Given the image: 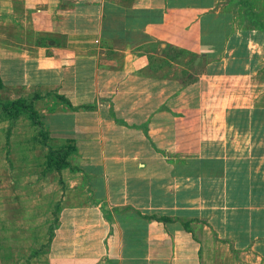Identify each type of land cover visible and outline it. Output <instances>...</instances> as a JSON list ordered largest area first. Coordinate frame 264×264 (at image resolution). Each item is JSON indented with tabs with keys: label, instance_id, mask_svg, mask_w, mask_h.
Here are the masks:
<instances>
[{
	"label": "crops",
	"instance_id": "obj_1",
	"mask_svg": "<svg viewBox=\"0 0 264 264\" xmlns=\"http://www.w3.org/2000/svg\"><path fill=\"white\" fill-rule=\"evenodd\" d=\"M226 1L3 0L21 30L3 46V88L33 98L67 151L14 249L35 251L29 264L264 258V37L219 32L217 56L186 74Z\"/></svg>",
	"mask_w": 264,
	"mask_h": 264
},
{
	"label": "rangeland",
	"instance_id": "obj_2",
	"mask_svg": "<svg viewBox=\"0 0 264 264\" xmlns=\"http://www.w3.org/2000/svg\"><path fill=\"white\" fill-rule=\"evenodd\" d=\"M227 1L231 3L227 5L222 14L228 21L226 24V28H229L228 32L225 31V27L216 32L215 27L211 28L209 23H204V29H206L204 33L207 39L202 40L203 37L200 39L201 43L198 45L201 50L198 51L194 49L197 47L196 38H190L195 44H190L191 47L188 45L191 50L188 51L186 59L188 82L196 78L210 57L217 56L215 54L208 57V54H214L215 50L218 51L222 41L217 37L219 32L224 37L229 36L231 30H236L240 36L264 37V28L258 29L259 23L264 24V0H254L255 3L245 0L249 6H245V3L238 4L237 0L236 2ZM253 4L259 7L261 12H258L259 8L258 11H254L256 7H253ZM252 12L257 15L254 21L251 20V17L254 18ZM12 19L13 16L4 12L3 0H0V60L4 54L3 46H12L8 37H17L18 32H21L17 27L8 28ZM257 21L259 23H256ZM239 26H244L245 31L240 32ZM32 54L33 51H30L26 56L29 57ZM263 79L264 71L261 82ZM0 86V264H29L35 251L14 249H19V245L22 247L29 245V242L23 241L22 236L25 233L24 225L34 223L33 220H29L32 218L28 217L33 211L35 195L50 191L51 182L56 183L60 180L62 184L64 179L62 168L66 165L60 164L56 159V152L59 150L52 147V143L43 132L34 99H24L26 106L17 112L11 105L13 100L9 98L10 93L3 88L1 76ZM4 106L12 108V111L6 110ZM217 111L218 109L216 113ZM253 254L252 258L250 257L252 264H264V258L261 260L258 258L259 253L254 252Z\"/></svg>",
	"mask_w": 264,
	"mask_h": 264
},
{
	"label": "trees",
	"instance_id": "obj_3",
	"mask_svg": "<svg viewBox=\"0 0 264 264\" xmlns=\"http://www.w3.org/2000/svg\"><path fill=\"white\" fill-rule=\"evenodd\" d=\"M234 2H236L235 0H233ZM231 3V2H230ZM236 3H238V4H240V3H245V6L246 5H248L249 6V3L248 2H246L245 0H237V2ZM253 13V17L254 18H252L251 17V20L252 21H254V20H256V14L254 13V12H252ZM222 16L224 17V15L222 14ZM222 18V17H221ZM223 19V18H222ZM226 20V19H225ZM226 23H228V22H226ZM256 23H259L258 21L256 22ZM258 29H262V28H264V24H262V23H259V25H258ZM228 29L229 28H226V26H225V31H227L228 32ZM2 85V84H1ZM1 87V86H0ZM25 101L26 100H24V99H16V100H13V101H11V105H13L14 106V109L18 112V111H20V110H22L26 105V103H25ZM4 108L6 109V110H8V111H12V108H10V107H5L4 106ZM56 149H58L59 151H57L56 152V159H57V161L60 163V164H62V163H64V164H66L67 163V151H65V152H63L64 150L63 149H59V148H56Z\"/></svg>",
	"mask_w": 264,
	"mask_h": 264
}]
</instances>
